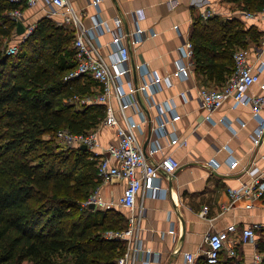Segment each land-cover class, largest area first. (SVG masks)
Listing matches in <instances>:
<instances>
[{
    "label": "crops",
    "instance_id": "crops-1",
    "mask_svg": "<svg viewBox=\"0 0 264 264\" xmlns=\"http://www.w3.org/2000/svg\"><path fill=\"white\" fill-rule=\"evenodd\" d=\"M93 1L70 0V3L83 25L92 29L93 40L100 46L102 54L109 57L114 52L113 35L99 30L95 23L107 20L111 24L118 16L123 20L125 32L130 33L126 41L130 48L129 78L134 85L140 86L144 77L149 78L145 73L148 69L171 79L170 85L162 82L156 89H149L147 94L137 93V107H130L125 113L120 111L115 96H111L107 103L122 123L123 115L131 116L139 123L137 138L149 159L158 161L169 151L182 164L171 178L158 173L156 184L161 186L159 191L145 190L143 198L139 196L145 211L139 240L144 248L156 253L139 252L136 264H146L148 259L149 264H207L205 235L232 223L240 229L253 223L260 224L261 228L253 240L237 246V256H232L225 248L217 264H264V196L255 200L241 198L225 208L230 202L228 188L249 183L256 176L250 172L251 168H257V174L264 175V142L258 146L253 143L259 118L253 115L249 106L235 104L231 99L212 112L203 109L198 97L199 88L221 86L230 72L218 70V65L211 75L206 68L200 70L194 58L187 57L183 51L185 43L192 42L196 19L201 17L203 24L208 22V17L202 15L204 11L211 10L213 15L209 17L219 15L224 21L239 19L246 30L254 33V38L247 35L245 47H237L249 50L250 62L255 69L261 67L260 82L250 88V93L260 94L264 82V67L261 66L264 62V19L246 18L239 4L230 0H101L98 5ZM49 9L50 6L43 1L23 9L26 23H36L47 16ZM67 13L68 8H63L52 19L74 29L76 36L73 23L65 21ZM137 26L146 36L141 43L134 45L131 39ZM74 41L75 38L73 45ZM224 50L225 46H218L216 51ZM216 61L227 62V58L223 55ZM178 62L188 66V76L174 75ZM95 82L98 93L100 86ZM164 102L172 104L181 115L179 120L168 125L167 131H176L187 140V145L169 146L170 133L159 135L157 125L161 112L156 104ZM261 116H264V107ZM95 128L99 130L103 147L118 142L115 128L101 122ZM156 141L164 149L151 155ZM235 159L239 163L233 169L230 166ZM99 186L101 195L109 199L113 193L114 196L121 194L124 183H101ZM249 204L253 205L249 207ZM205 206L208 212L202 215ZM123 211L126 216L127 211ZM187 253L194 254L195 261H189ZM256 256H261L262 261L256 260Z\"/></svg>",
    "mask_w": 264,
    "mask_h": 264
},
{
    "label": "trees",
    "instance_id": "trees-1",
    "mask_svg": "<svg viewBox=\"0 0 264 264\" xmlns=\"http://www.w3.org/2000/svg\"><path fill=\"white\" fill-rule=\"evenodd\" d=\"M230 1L243 12L264 9V0ZM27 7L25 0H0V264H117L126 248L105 233L126 227L125 212L82 206L101 184L98 158L82 147L57 151L45 138L63 128L97 127L106 106L71 101L96 93L89 76L64 79L77 64L74 29L44 16L28 37L16 33L11 12ZM202 21L196 19L191 36L195 63L211 75L218 65L231 75L234 52L253 31L237 18ZM15 35L22 40L13 44L18 52L9 53L7 41ZM218 46L225 50L217 53ZM223 55L227 62L216 61ZM94 210L103 212L100 219Z\"/></svg>",
    "mask_w": 264,
    "mask_h": 264
},
{
    "label": "built area",
    "instance_id": "built-area-1",
    "mask_svg": "<svg viewBox=\"0 0 264 264\" xmlns=\"http://www.w3.org/2000/svg\"><path fill=\"white\" fill-rule=\"evenodd\" d=\"M21 2L24 0H12ZM27 6H35L40 1L50 6L47 16L52 18L58 14L61 9L68 8L65 14V21L73 23L76 29L74 46L76 47V67L65 76V80L79 76H89L99 83L100 91L94 95L73 97V100L87 103L107 104L111 96H115L119 102V108L122 113L130 107H137L138 100L136 94L139 92L148 93L149 89L162 85V82L171 84L169 76L163 77L156 72H145L148 79L144 77L142 85L136 86L130 80V48L127 44V36L123 29V20L115 16L112 23L107 20H98L95 27L99 30L111 32L113 38L111 44L114 46V52L109 56H104L93 40L92 29L86 28L77 13L71 6L70 0H25ZM101 0H94V4H99ZM204 17L213 15L211 10L202 13ZM11 16L16 21H22L26 27L25 32L21 35L24 39L33 31L36 23H26L23 10L15 9ZM246 18L264 19V9L258 12H244ZM146 34L141 27H136L133 32L131 42L136 45L141 43ZM9 53H17L18 45H12L7 50ZM184 54L187 57H193V44L187 42L184 45ZM234 71L227 81L218 87H200L198 97L200 105L208 112L219 109L227 100H233L235 104L249 106L255 117L259 118V127L253 136L255 146L264 142V116L261 112L264 107V82L261 84L262 93H250V88L260 82L261 67L255 69L249 59V50L246 48L237 49L234 54ZM264 67V62L261 64ZM175 76L186 77L189 75V68L183 62L177 63ZM126 84L128 87L126 88ZM161 112V117L157 125L159 135L170 133L169 146L187 145V140L181 138L176 131L168 132V125L179 120L181 115L178 114L172 104L164 102L156 104ZM123 121L118 117L112 106L107 104L106 116L102 119L101 124L113 127L118 136V142H110L102 146L99 139V130L93 128L87 132L73 133L69 129H62L58 132V137L66 147H82L86 145L95 158H98V176L102 184L106 183H124L123 190L119 196H113L106 199L100 193V186L82 202V206L88 207L94 204V208L111 209L117 208L127 211L126 227L122 230H108L105 233L107 239H117L126 246V251L117 260V264H136L139 252L145 251L149 255L156 253L150 248H144L139 240L142 218L144 216V207L142 201L145 190L157 192L161 189L156 184L158 173L166 172L168 174L176 173L182 166L179 159L173 152H166L163 157L154 161L148 158L143 146L137 138L139 123L131 116L123 115ZM244 124V123H243ZM154 147L150 154L162 151L164 147L159 141L154 142ZM239 161L237 159L231 162V168H235ZM250 172L256 175L249 183H243L239 187L228 188L230 202L225 206L233 204L241 198H250L255 200L264 196V175H258L257 168H251ZM253 204H249V207ZM208 212L205 206L202 215ZM261 228L258 223L249 224L240 229L235 223L225 228L209 232L205 235L206 249L204 251L205 261L207 264H217L220 261L222 251L228 248L232 256H237V246L241 243L253 240L256 237L257 230ZM158 254V253H157ZM187 259L195 261L192 253H187ZM149 260V259H148ZM146 261L149 264L150 261ZM256 260L262 261L261 256H256Z\"/></svg>",
    "mask_w": 264,
    "mask_h": 264
},
{
    "label": "rangeland",
    "instance_id": "rangeland-1",
    "mask_svg": "<svg viewBox=\"0 0 264 264\" xmlns=\"http://www.w3.org/2000/svg\"><path fill=\"white\" fill-rule=\"evenodd\" d=\"M8 39L7 38H5L4 39V41L6 42ZM20 40H22L21 38H18L16 35L11 39V40H8L7 41V44L9 43V46H11V45H13V44H16V43H18ZM72 101V103L74 102V103H76L77 105V107H81L82 105L81 104H83V103H81V102H77V101H75V100H71ZM64 129V128H63ZM62 130V129H61ZM60 130H58V131H56V132H54V133H51V134H46L45 135V138L46 139H50V138H52V140H53V144L55 145V149L57 150V151H62V150H66V149H68V148H71V147H66L62 142H61V140L59 139V137H58V132H59ZM118 195V194H117ZM99 209V208H98ZM101 211L102 210H104V209H100ZM97 211L98 210H94V211H92L91 213L93 214V216L95 217V218H98V219H100L101 218V216L103 215V212H101V213H97Z\"/></svg>",
    "mask_w": 264,
    "mask_h": 264
},
{
    "label": "water",
    "instance_id": "water-1",
    "mask_svg": "<svg viewBox=\"0 0 264 264\" xmlns=\"http://www.w3.org/2000/svg\"><path fill=\"white\" fill-rule=\"evenodd\" d=\"M25 29H26V27H25L24 23H23L22 21H19L18 24H17L16 33H17L18 35H22V34L25 32ZM82 148H83V149H88L86 145H83ZM162 173H163L165 176L170 177V178L175 174V173H174V174L171 175V174H168V173H166V172H164V171H162ZM170 185H172V181H170ZM90 207H91V208H94L95 206H94V204H92Z\"/></svg>",
    "mask_w": 264,
    "mask_h": 264
}]
</instances>
